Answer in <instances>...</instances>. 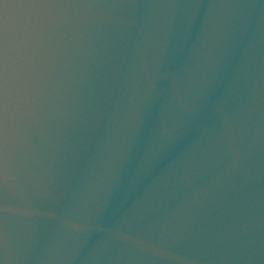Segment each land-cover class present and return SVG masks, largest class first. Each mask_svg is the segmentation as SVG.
Here are the masks:
<instances>
[{
    "label": "water",
    "instance_id": "95a60500",
    "mask_svg": "<svg viewBox=\"0 0 264 264\" xmlns=\"http://www.w3.org/2000/svg\"><path fill=\"white\" fill-rule=\"evenodd\" d=\"M0 264H264V0H0Z\"/></svg>",
    "mask_w": 264,
    "mask_h": 264
}]
</instances>
